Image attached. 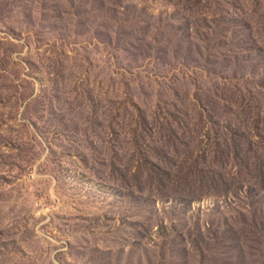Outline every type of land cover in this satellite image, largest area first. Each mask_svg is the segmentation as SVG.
Masks as SVG:
<instances>
[{
	"label": "rangeland",
	"instance_id": "rangeland-1",
	"mask_svg": "<svg viewBox=\"0 0 264 264\" xmlns=\"http://www.w3.org/2000/svg\"><path fill=\"white\" fill-rule=\"evenodd\" d=\"M0 264H264V0H0Z\"/></svg>",
	"mask_w": 264,
	"mask_h": 264
}]
</instances>
